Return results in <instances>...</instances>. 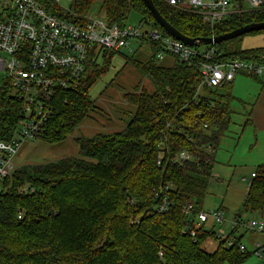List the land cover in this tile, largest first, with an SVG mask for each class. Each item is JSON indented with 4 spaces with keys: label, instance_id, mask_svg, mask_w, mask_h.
I'll list each match as a JSON object with an SVG mask.
<instances>
[{
    "label": "trees",
    "instance_id": "trees-1",
    "mask_svg": "<svg viewBox=\"0 0 264 264\" xmlns=\"http://www.w3.org/2000/svg\"><path fill=\"white\" fill-rule=\"evenodd\" d=\"M37 1L69 21L84 19L98 7L110 25L119 26L126 25L128 15L136 10L152 28L169 35L143 0H71L67 8L57 0ZM153 2L170 24L191 38L218 36L240 25L264 21V10L249 11L234 13L212 26L199 14L165 0ZM260 32L264 30L251 33ZM245 35L215 44L220 52L216 61L264 62V48H242ZM147 46L148 54L138 48L126 64L139 66L154 90L137 87L124 94L136 113L120 130L78 139L80 156L13 171L0 198V264H247L253 254L249 249L242 252L237 245L228 247L218 241L214 230L196 227L219 142L229 127L233 95L225 89L231 83L220 89L204 86L198 93L202 56L195 57L191 65L172 56V63L159 64L161 46L153 42ZM202 46L208 47L194 45L197 50ZM137 53L146 61L134 58ZM117 54L122 51L105 50L102 62L87 64L76 88L55 91L53 116L40 139L55 144L74 133L95 109L90 89ZM23 108V101L8 86L0 88V138H11ZM207 142L213 146L212 154L203 146ZM183 149L193 150L196 160L176 163L174 158ZM254 174L242 207L247 213H264V163ZM22 187L28 190L23 192ZM164 196L170 203L166 211L159 212ZM188 205L193 206L191 214L185 213ZM209 238L218 242L214 251L203 247Z\"/></svg>",
    "mask_w": 264,
    "mask_h": 264
},
{
    "label": "built area",
    "instance_id": "built-area-1",
    "mask_svg": "<svg viewBox=\"0 0 264 264\" xmlns=\"http://www.w3.org/2000/svg\"><path fill=\"white\" fill-rule=\"evenodd\" d=\"M165 1L181 10L199 14L212 26L234 13L264 10V0H246L249 4L247 9L244 8V0ZM134 42L159 44L161 50L157 57L160 60L169 55L179 63L191 65L195 63V57L202 56L198 63L201 77L198 93H202L204 86L210 89L223 88L232 83L240 72L252 77H264V62L240 59L218 62L216 56L220 52L215 44L197 50L173 36H164L159 29L152 28L144 20L136 25H110L103 14L92 10L84 19L69 21L52 14L37 0H5L0 8V51L5 53H0V71L5 72L0 88L8 86L23 101L24 108L11 138H0V198L6 193L7 180L16 169L13 158L22 143L40 139L44 134L46 124L53 116L51 99L55 91L58 88H76L90 61L99 62L105 50L133 52ZM203 115L199 112L198 118ZM208 126L204 121L205 130ZM190 139L193 137L190 136ZM203 146L208 153H213L210 142ZM194 160L196 154L190 149L179 151L174 158L179 164ZM158 164H161V160ZM27 190V187L21 188L23 192ZM169 203L170 198L164 196L163 203L157 207L158 211H166ZM192 211V205L185 208L186 214ZM21 216L19 214V218ZM226 219L220 208L208 211L202 209L197 212L196 227L214 230L218 241H224L228 247L237 245L242 252L247 251L248 247L242 239L237 241L225 229ZM209 222L212 226H209ZM230 227L233 230L243 227L247 232L259 233L264 237V217L249 220L232 218ZM191 234L195 236L196 231L192 230ZM252 252L263 259L264 243L256 242Z\"/></svg>",
    "mask_w": 264,
    "mask_h": 264
},
{
    "label": "rangeland",
    "instance_id": "rangeland-1",
    "mask_svg": "<svg viewBox=\"0 0 264 264\" xmlns=\"http://www.w3.org/2000/svg\"><path fill=\"white\" fill-rule=\"evenodd\" d=\"M4 1L0 0V8ZM58 2L63 8H67L70 4V0H58ZM243 4L244 8L247 9L249 6L248 2L244 0ZM96 9L98 7H95L93 11ZM143 18L142 13L132 10L127 17V24L136 25ZM140 46L141 44L134 42L132 44L134 48L133 52L122 50V54H117L113 57L109 70L90 89L89 97L95 101V109L90 111L89 116L82 121L69 138L55 144L49 143L44 139L24 141L13 158L15 168L29 164L56 162L63 158L80 156V143L78 139H88L98 133H111L120 130L136 113V107L124 98V94L134 91L137 87L139 89L144 87L150 91L154 90L151 79L148 75L144 74L139 66H135L133 63L126 64V58L132 56L138 48L140 49L139 52L143 54L149 53L147 45L144 44L141 48ZM241 46L245 49L264 48V32L245 35ZM201 48H204V46ZM0 53L2 55L5 54L2 51ZM141 53L135 54L134 58L145 62L146 58ZM102 60L103 58L100 62ZM172 61L173 58L169 56L167 59L161 60L159 64H170ZM242 73L244 72H240L239 74ZM4 78L5 72L0 71V86ZM255 78L257 79L247 78L242 83H236L232 93L235 95L233 96L237 101L232 102L233 108H240L242 101L248 102L249 97L257 96L263 77ZM225 91H227V88ZM236 98H240L242 101ZM239 120H236V122L240 126L238 124L229 126L219 142L213 166V177L210 180L202 203V209L205 211L220 208L221 206L224 207V209L222 207L220 209L225 211L227 219L224 227L226 230L230 225V220L236 215L245 220L260 216V213L245 212L242 204L246 197L252 171L256 169L260 162H264V144L262 142L257 144L254 128L250 125H241ZM216 175H218V179H215ZM262 217H264V214ZM209 226H212V223L209 222ZM239 229L243 231L242 227ZM250 236L245 237L243 241L247 243ZM258 236L261 240L263 239L261 235L258 234ZM213 240L214 238H209L203 247L208 251H213L214 248L207 244L213 243ZM260 242L264 243L263 241ZM247 247L251 252L254 249V246L248 243ZM247 264H264V259H260L255 254H252Z\"/></svg>",
    "mask_w": 264,
    "mask_h": 264
},
{
    "label": "crops",
    "instance_id": "crops-1",
    "mask_svg": "<svg viewBox=\"0 0 264 264\" xmlns=\"http://www.w3.org/2000/svg\"><path fill=\"white\" fill-rule=\"evenodd\" d=\"M243 49H245V48H243ZM246 49H255V48H246ZM247 78H252L254 80L257 79L255 77H251V76L246 75L244 73L238 74L236 76V78L234 79V81L229 85V87H227V91H225V92H229V93H231V95H234L232 93V91H233V88H235L236 83H242L243 80L247 79ZM234 96H233V100L230 102V105H229L232 113L230 114V121H229V124H227V125L231 126L233 124L234 125L238 124V126H240V124L238 122H236V120L240 119L239 121H240L241 125L242 124H243V126L250 125V126H252L254 128L253 130H254L256 143L259 144L260 142H262L264 144V77H263V80H262V84L260 85V88H259L257 96H254V97H251V98L249 97L248 98L249 99L248 102L247 101L243 102L240 98H236V99H240L242 101L241 102L242 105L240 104L241 105L240 108H233L232 102L237 101V100H235ZM262 163H264V162H260L259 164H262ZM254 171H252L251 176L254 173ZM215 179H218V175H216ZM221 207L224 209L223 206H221ZM254 214H258V213H254ZM263 214L264 213H260V216L262 217ZM237 217L239 218V216H237V215L232 217V218H237ZM241 219H243V218H241ZM243 220H245V219H243ZM227 230H228L229 233L233 231V229L230 227V225H229ZM233 234H234L235 237H241L242 241H243V239H245V237H247L248 235H251L250 239H248L247 243L249 245L251 244L252 246H254L255 243L258 242V241L259 242L260 241L264 242V237L261 234L254 233V232H252V233L251 232H247L244 228H243V231H240V229H235V232H233ZM258 234L263 237L262 240L258 236ZM243 242L245 243V241H243ZM247 243H245V244L247 245ZM207 244L210 247L214 248L213 251L218 246V242L215 239L213 240V243L210 242V243H207Z\"/></svg>",
    "mask_w": 264,
    "mask_h": 264
},
{
    "label": "water",
    "instance_id": "water-1",
    "mask_svg": "<svg viewBox=\"0 0 264 264\" xmlns=\"http://www.w3.org/2000/svg\"><path fill=\"white\" fill-rule=\"evenodd\" d=\"M149 11L152 13L155 20L159 23V25L174 38L181 40L182 42L194 46L196 44L202 45H212L219 44L224 41H229L236 37L254 32L264 30V21L261 22H252L245 25H240L239 27L233 29L232 31L226 32L224 34L218 36L211 37H197L191 38L183 33H181L178 29H176L172 24H170L164 16L159 12L153 0H143Z\"/></svg>",
    "mask_w": 264,
    "mask_h": 264
}]
</instances>
